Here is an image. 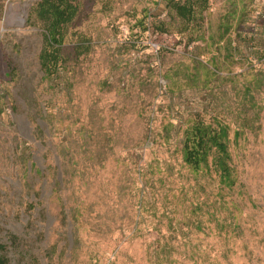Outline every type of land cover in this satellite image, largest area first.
Returning a JSON list of instances; mask_svg holds the SVG:
<instances>
[{
	"label": "rangeland",
	"instance_id": "1",
	"mask_svg": "<svg viewBox=\"0 0 264 264\" xmlns=\"http://www.w3.org/2000/svg\"><path fill=\"white\" fill-rule=\"evenodd\" d=\"M178 1L78 0L46 77L42 0H0L8 264H264V0ZM198 118L232 188L184 161Z\"/></svg>",
	"mask_w": 264,
	"mask_h": 264
},
{
	"label": "trees",
	"instance_id": "2",
	"mask_svg": "<svg viewBox=\"0 0 264 264\" xmlns=\"http://www.w3.org/2000/svg\"><path fill=\"white\" fill-rule=\"evenodd\" d=\"M78 0H42L38 15L45 28V48L41 53V68L46 77L59 73V60L65 41L66 31L74 21ZM176 14L180 18L190 19L193 5L190 0L175 3ZM250 91V90H249ZM231 127L221 122L213 124L198 118L197 122L185 131L182 144L183 158L186 164L200 172H214L222 187L232 188L236 184L235 166L230 151ZM240 135V131H236ZM201 224V221H197ZM5 246L0 244V253ZM0 264H8V259L1 255Z\"/></svg>",
	"mask_w": 264,
	"mask_h": 264
}]
</instances>
